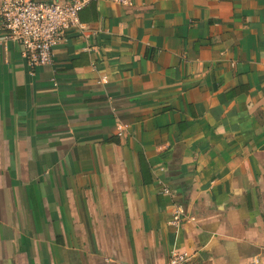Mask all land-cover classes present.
Listing matches in <instances>:
<instances>
[{"label":"crops","instance_id":"obj_1","mask_svg":"<svg viewBox=\"0 0 264 264\" xmlns=\"http://www.w3.org/2000/svg\"><path fill=\"white\" fill-rule=\"evenodd\" d=\"M132 3L0 47V264H264V0Z\"/></svg>","mask_w":264,"mask_h":264},{"label":"built area","instance_id":"obj_2","mask_svg":"<svg viewBox=\"0 0 264 264\" xmlns=\"http://www.w3.org/2000/svg\"><path fill=\"white\" fill-rule=\"evenodd\" d=\"M94 1L112 2L122 7L133 4L132 0H2L0 47L7 43L18 45L31 70L39 66H52L56 48L66 40L67 35L86 29L81 12ZM107 82V77L100 81L103 84ZM125 131L126 126L119 127L118 136L122 137ZM182 216L183 212L177 210L170 223L179 226L183 221ZM188 261V254L172 251L166 264H186Z\"/></svg>","mask_w":264,"mask_h":264}]
</instances>
